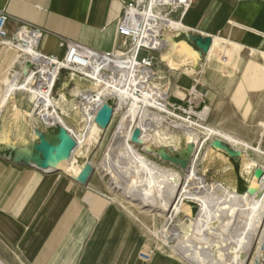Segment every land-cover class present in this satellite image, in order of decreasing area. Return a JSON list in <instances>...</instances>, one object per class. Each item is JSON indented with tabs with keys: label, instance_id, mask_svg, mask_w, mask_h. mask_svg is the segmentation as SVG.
Listing matches in <instances>:
<instances>
[{
	"label": "crops",
	"instance_id": "obj_1",
	"mask_svg": "<svg viewBox=\"0 0 264 264\" xmlns=\"http://www.w3.org/2000/svg\"><path fill=\"white\" fill-rule=\"evenodd\" d=\"M0 10L10 16L6 24L9 33L17 28V19L44 28L46 32L37 49L46 55L61 57L64 51L61 43L65 39L104 52L115 49L117 44L118 0H0ZM171 17L179 19L177 12ZM188 34L212 37L207 58L217 41L264 50V0H197L177 21V26L164 30L167 47L159 53L155 65L154 84L169 89L171 102L182 103L186 89L195 85L202 95L198 107L204 104L210 108L207 122L231 133L218 124L221 113L233 104L224 96L225 81L205 62L200 63L202 55H197L195 64L187 61L192 53L197 54ZM235 48H228L223 61L236 59ZM12 58V49L0 48V87ZM169 60L177 65H168ZM56 82L53 90L60 97L68 87L91 86L83 76L66 70L60 72ZM244 102L242 99L240 107ZM33 106L30 97L15 93L0 113V259H6V251H14L26 264H56L68 246H81L82 241H89L76 264H126L129 260L132 264L127 252L120 254L115 248L125 234L123 227L118 231L117 213L110 210L101 220L106 211L103 213L100 195L91 186L81 185L63 171L44 172L9 159L31 151L37 141L35 130L48 133L46 129L53 128L31 122ZM239 161L210 147L199 161L198 170L210 180L245 192L249 183L243 175L245 166ZM91 246L98 247L95 253L89 252ZM101 246L110 252L104 253ZM154 263L155 257L150 264Z\"/></svg>",
	"mask_w": 264,
	"mask_h": 264
},
{
	"label": "bare ground",
	"instance_id": "obj_2",
	"mask_svg": "<svg viewBox=\"0 0 264 264\" xmlns=\"http://www.w3.org/2000/svg\"><path fill=\"white\" fill-rule=\"evenodd\" d=\"M177 21L178 20L170 17L169 27L177 26ZM17 48V55L12 58V61H18L20 64L18 75L22 74V67H27V65H25L26 62L29 63L28 68L30 72L33 75L38 74V76H35V80L31 87L32 102H34L31 117L34 119L40 118L46 124V127L54 128L59 125L66 127L68 132L76 140V147L71 155L69 157L57 159L51 169L60 168L63 172L76 177L82 168L80 167L78 170H75L73 166L70 165V161L78 152L88 148L92 140L97 137H99V140L97 141L95 151L92 152L90 163L95 169L100 168L96 166V161L100 159L102 149L107 140V147L109 146L110 148L111 146L112 149H117L121 155L123 154L125 158H127L131 177L129 180L123 181L118 177L115 169L116 167L113 165L109 167L103 165L101 171H104V174L110 176L109 179H111V182L114 184L113 187L123 186L124 195L127 194L129 201L137 204L135 207H146L142 212L149 214L153 222L156 217L162 219L161 228L154 226L151 232L154 234L159 232L163 238L162 241H170V238L174 239V234L176 233L167 229V225L174 223L173 220L177 218L183 210H188L189 205H187V202L189 201V203H191L190 201H192L199 206L196 217H189V220H193L195 226L201 227L204 221L209 220L208 226L217 227L218 230L220 229L221 232L218 233L222 236H225L229 230L234 229L237 231L235 238L231 236L233 241L230 239L229 245L226 244L227 246H225V249L217 250L215 254L218 257H223L229 252L233 254V250H235L238 259L236 264H246L248 262L255 239L264 222V162L259 164L260 168L263 170V176L260 179L252 177L250 180L251 188L255 189L254 193H249L247 191L238 192L219 182L208 180L199 174L198 163L209 150L210 142L215 138L228 142L234 149L241 151L242 155L245 154L248 157L247 168L254 163V159L250 157L249 151L255 152V154L264 161V150L208 122L205 123L202 120L186 118L172 113L164 106V95L155 94L151 92L152 90H148L145 92V95L138 96L130 89L119 86L118 80L115 84L111 83L113 86L111 93L116 97V106L113 108V116L106 128H102L95 120V117L96 110L105 103L109 90L105 89L102 83L95 85L91 83V89L88 90L90 92H83L81 94L79 98V108L83 112V119L81 118L82 121H80V134L77 135L57 112L54 100L50 94L51 77L55 74L53 62L42 57L39 51L34 48L33 43L31 46L17 45ZM21 57H23V60L20 61ZM197 57V54L192 53L187 61L191 64H195ZM167 64L171 66L177 65L170 60L167 61ZM92 76L95 77L94 74H92ZM120 79L121 77H119V80ZM11 97H13V95L9 94L5 98L3 106L0 108V113ZM208 110L209 107L206 105V108L198 113V116L201 119L206 118L209 114ZM9 112L10 111H8V113ZM163 119H167L168 123L174 128H179L183 131V143L180 145L158 144L156 145L157 147L168 148L179 152L185 148L186 144H195L199 138L203 139L187 171L175 168L168 163H158L147 155L150 154L148 152V150H150V144L155 143L158 138L156 137L158 134L157 128H150V123L153 125L156 124L158 127ZM116 120L118 123L113 127ZM135 128L141 130V136L138 142L132 141V133ZM99 132L102 133L100 134ZM108 135H111L109 139ZM117 139H119L117 146L112 147ZM109 163L111 164L112 162L110 161ZM51 169L48 171H53ZM156 170L159 172L162 170L166 173L163 172L161 176H158ZM96 175L97 174L94 172L91 179H94ZM125 176H122V178L126 179ZM160 177H162L161 180L159 179ZM168 178L170 179L169 185L168 183L164 185V182ZM91 183L92 181H89L88 186H90ZM119 219L117 217L118 231L120 230L119 227H122L120 223L121 219ZM122 233L126 234L124 230H122ZM223 239H226V236L223 237ZM166 243L167 242L164 244ZM176 243L169 246L171 247V252L178 254L179 257L181 256L180 258L185 259L189 264H221L202 261L199 258L192 257V255L191 257L182 256L180 253L181 249L176 247ZM181 247L184 248V246Z\"/></svg>",
	"mask_w": 264,
	"mask_h": 264
},
{
	"label": "rangeland",
	"instance_id": "obj_3",
	"mask_svg": "<svg viewBox=\"0 0 264 264\" xmlns=\"http://www.w3.org/2000/svg\"><path fill=\"white\" fill-rule=\"evenodd\" d=\"M230 46L237 47L235 48V50L237 51V55L234 56L236 59H228L226 61H223V59L225 58V54L228 53V48ZM12 50L14 58V56L17 55V51L15 49ZM230 54L234 55L235 52L230 51ZM156 57L158 61L159 55H156ZM21 60H23V57L20 58V61ZM206 60H209V62H206ZM202 62H205L206 66H208L213 72L217 73L221 78L224 79L225 85L222 86L224 96H226L227 100L233 101L232 107H229L221 113L220 117L218 118V124L231 130V133L233 135L247 140L251 142L252 145L264 150V50L254 48L253 50H250V48L246 49L244 46L237 45L235 43L217 41L213 53L208 58L206 57V54L202 55L200 63ZM25 65H27V67H22V74L18 75L20 71V64L18 63V61H12L10 70L1 81L0 108L3 106L4 100L9 94L14 95L15 93H20L25 95L26 97H30V99L32 100L31 87L32 83L35 80V76H38V74L33 75L30 72L28 68V62H26ZM89 88H91V86L85 89ZM54 90L52 91V97L57 112L64 118V120L74 130V132L79 135L81 130L80 121H82L83 119V112L79 108V98L83 93L80 90L83 89L68 87L66 93L62 97L56 96ZM242 99H245V102L240 107ZM108 103L111 104L112 101H109ZM199 109L200 107L198 108V110ZM208 113H210V108L208 110ZM207 118L208 116L203 119H201L199 116L191 117V119L202 120L205 123H207ZM30 120L31 122H36L42 125L44 124L46 126V124L40 118L34 119L30 117ZM117 123L118 121L116 120L113 127H115ZM150 126V128H157L156 130H158V134L156 135V137H158L157 141L155 143H151L149 146L151 150H158L159 147L156 146L158 144L180 145L183 143V131L179 128H174L170 123H168L167 119H163L158 127L156 124L153 125L152 123H150ZM52 129L56 130L57 126ZM52 129H46L50 136L53 135ZM99 133L101 134L102 132ZM110 136L111 135H108V139L110 138ZM98 140L99 137L93 139L88 148L83 149L73 157V159L70 161V165L73 166L75 170H78L88 160V157L92 154V152L95 151ZM118 142L119 139L116 140V143H113L115 146L113 145L112 147H116ZM106 143L102 149L100 159L96 161V166L100 168H94V172L97 175L94 180H91L92 183L90 186L92 187L93 191H96L100 195L101 206L102 208H104L103 213L106 211V213L102 214L101 220L103 221L105 215L108 216V211L110 210H114V212L117 213L118 219H121L120 223L123 227L122 230H125L126 234L123 235L121 239L119 238L117 241V246H115V248L117 249V253L123 254L127 252V255H129L127 256V258L132 259V264H150L153 257H155L154 264H158L159 262V264H189L185 259L180 258L181 256L179 257L178 254H174L173 252H171V247L169 246L177 242L176 247L178 249H181L180 253L185 257H191L192 255V257L199 258L202 261L221 264H236L238 262L235 250H233V254L229 252L223 257H218L215 254L217 250L225 249V246H227L226 244L229 243L230 239H232L231 241H233V238H235L237 235V231L234 229L227 231V233L225 234L226 239H223V237L225 236H222L218 233L221 232L220 229L218 230L217 227L216 229L212 226H208L209 220L204 221L201 227L195 226L193 224V220H189V217H196L197 215L196 212H198L199 206L195 202L190 201L191 203H189L188 201L187 205H189V209L183 210L179 214V216L173 220L174 223L167 225V229L176 233L174 234V239L170 238V241H162L163 238L159 232L157 234L151 232L154 226L157 228H161L162 219L160 217H156L155 221L153 222L150 219L151 217L149 214L142 212V210H144L146 207H135L137 206V204L135 202L129 201V199L127 198V194L124 195L123 186L113 187L114 184L111 182V179H109L110 176L104 174V171H101L103 165L107 167L113 165L114 167H116L115 169L120 179L126 181L131 177L127 158H125L123 154L122 156L117 149L115 150L113 148V150L111 146L110 148L109 146L107 147ZM166 150H168V148H166ZM147 155L150 158L156 160L158 163L164 164V162L160 161L153 154ZM249 155L254 159V163H252L249 168H247L248 157L245 154L242 155L243 159L240 158L239 162L241 164H244V168L246 171L243 175L246 178V182L250 184V180L253 177H250V174L253 173L252 171L256 167H260L259 164L263 163L264 161L253 151H249ZM110 161L112 162L111 164L109 163ZM161 171L159 172L158 170H156L158 176H161L163 174L164 171H162V173ZM199 174L202 175L200 172ZM121 175H126V179L122 178ZM159 179L161 180L162 177H160ZM169 181L170 179L168 178L164 182V185H167V183L169 185ZM216 182L225 185L221 181ZM102 221L100 223H102ZM217 234H219L220 236ZM228 234L230 235V237ZM231 236L234 237L232 238ZM220 240L223 241L221 242ZM88 242L89 241H82L81 246H78L76 244L68 246L63 251L58 263L56 264H76V259L80 254H83L85 252L87 248V246H85V243ZM165 242L169 243L164 244ZM179 244L181 246H184V248H182ZM96 247L91 246V250L89 252L95 253L96 251H94V249ZM101 247V249L104 248V250L107 248L105 246ZM145 247L146 250L144 251ZM104 250V253L110 252L109 250ZM5 253L7 254L5 257L6 259L3 261L0 259V264H26L14 251H6ZM141 258H145V261ZM126 264H131L130 260L127 261Z\"/></svg>",
	"mask_w": 264,
	"mask_h": 264
},
{
	"label": "built area",
	"instance_id": "obj_4",
	"mask_svg": "<svg viewBox=\"0 0 264 264\" xmlns=\"http://www.w3.org/2000/svg\"><path fill=\"white\" fill-rule=\"evenodd\" d=\"M118 1L120 13L116 21L117 44L111 51H99L76 40L65 39L61 43L64 48L61 57L43 54L37 49V45L46 30L17 19V28L13 33H9L6 24L10 16L3 10H0V48L18 51L17 45L31 46L33 43L42 57L53 62L55 74L51 77V96L60 72L66 70L83 76L94 85L104 84L105 89L109 90L105 102L112 101L109 104L113 108L116 106V97L111 93L112 84L118 80L119 86L130 89L138 96L145 95L148 90L164 95V106L172 113L186 118L198 117V113L203 111L206 105L203 104L198 110L197 103L202 95L195 85L186 89L183 102L177 104L170 101L168 88L154 84L156 55L167 47L163 33L165 29H170L171 14L177 12L180 22L181 17L197 0ZM89 89L80 91L90 92ZM246 264H264V222Z\"/></svg>",
	"mask_w": 264,
	"mask_h": 264
},
{
	"label": "water",
	"instance_id": "obj_5",
	"mask_svg": "<svg viewBox=\"0 0 264 264\" xmlns=\"http://www.w3.org/2000/svg\"><path fill=\"white\" fill-rule=\"evenodd\" d=\"M189 42L197 49V55L201 56L208 52L212 37L210 35H199V34H188ZM113 116V107L105 102L96 112L95 120L101 125L102 128H106ZM37 141L32 145L30 152H21L17 154L14 158H9L11 161L17 164H23L28 167H34L36 169L48 172L53 168L54 163L57 159L61 157H69L76 147V140L68 132L67 128L59 125L56 131L50 136L43 130L34 131ZM141 136V130L135 128L132 133V141L138 142ZM203 139L199 138L195 144L188 143L185 148L181 151H173L172 149L166 150V148L159 147L158 150H148L150 154L156 156L160 161L168 163L175 168L187 171L196 150L200 148ZM210 147L225 153L229 158L234 160H240L241 151L234 149L228 142L221 139L215 138L210 142ZM92 155V154H91ZM91 155L88 160L83 165L81 171L76 177L70 175L75 181L81 185L87 186L93 173L94 166L90 163ZM55 171H62L60 168L51 169ZM253 177L261 178L263 176V170L260 167H256L252 173ZM249 193H254L255 189L251 188L250 184L246 190Z\"/></svg>",
	"mask_w": 264,
	"mask_h": 264
},
{
	"label": "trees",
	"instance_id": "obj_6",
	"mask_svg": "<svg viewBox=\"0 0 264 264\" xmlns=\"http://www.w3.org/2000/svg\"><path fill=\"white\" fill-rule=\"evenodd\" d=\"M56 86V85H55ZM55 86H54V88H55Z\"/></svg>",
	"mask_w": 264,
	"mask_h": 264
}]
</instances>
